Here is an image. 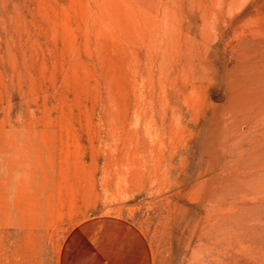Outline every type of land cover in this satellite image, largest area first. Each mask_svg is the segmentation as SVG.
<instances>
[{
	"label": "rangeland",
	"instance_id": "374dc122",
	"mask_svg": "<svg viewBox=\"0 0 264 264\" xmlns=\"http://www.w3.org/2000/svg\"><path fill=\"white\" fill-rule=\"evenodd\" d=\"M0 264H264V0H0Z\"/></svg>",
	"mask_w": 264,
	"mask_h": 264
}]
</instances>
